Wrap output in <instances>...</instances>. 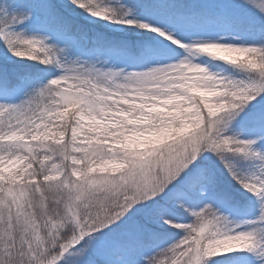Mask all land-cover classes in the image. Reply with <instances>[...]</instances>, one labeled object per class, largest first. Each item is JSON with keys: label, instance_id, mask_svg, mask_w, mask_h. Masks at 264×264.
<instances>
[{"label": "snow or ice", "instance_id": "snow-or-ice-1", "mask_svg": "<svg viewBox=\"0 0 264 264\" xmlns=\"http://www.w3.org/2000/svg\"><path fill=\"white\" fill-rule=\"evenodd\" d=\"M0 264H264V0H0Z\"/></svg>", "mask_w": 264, "mask_h": 264}]
</instances>
